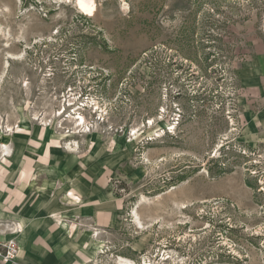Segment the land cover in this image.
Wrapping results in <instances>:
<instances>
[{
    "label": "rangeland",
    "instance_id": "1",
    "mask_svg": "<svg viewBox=\"0 0 264 264\" xmlns=\"http://www.w3.org/2000/svg\"><path fill=\"white\" fill-rule=\"evenodd\" d=\"M25 121L108 170L92 264H264V0H0V137Z\"/></svg>",
    "mask_w": 264,
    "mask_h": 264
},
{
    "label": "crops",
    "instance_id": "2",
    "mask_svg": "<svg viewBox=\"0 0 264 264\" xmlns=\"http://www.w3.org/2000/svg\"><path fill=\"white\" fill-rule=\"evenodd\" d=\"M59 139L52 128L27 121L0 137V219L22 228L15 234L18 264H92L99 238L91 229L108 228L119 214L96 149L81 159ZM1 143L13 153L2 154ZM78 216L88 224L83 231L72 220Z\"/></svg>",
    "mask_w": 264,
    "mask_h": 264
},
{
    "label": "built area",
    "instance_id": "3",
    "mask_svg": "<svg viewBox=\"0 0 264 264\" xmlns=\"http://www.w3.org/2000/svg\"><path fill=\"white\" fill-rule=\"evenodd\" d=\"M21 230L22 228L18 223L7 219H0V260L11 264H18L17 258L20 254V245L15 234L21 232Z\"/></svg>",
    "mask_w": 264,
    "mask_h": 264
},
{
    "label": "bare ground",
    "instance_id": "4",
    "mask_svg": "<svg viewBox=\"0 0 264 264\" xmlns=\"http://www.w3.org/2000/svg\"><path fill=\"white\" fill-rule=\"evenodd\" d=\"M77 5L84 10L93 11L96 7V0H77ZM85 120H86L85 116L80 113L79 116L77 117V121H79V125L84 124ZM135 216L137 218L138 223L142 225V221L140 220V217H139V214L137 213V211L135 212ZM120 261L121 262L125 261V262L130 263L128 260L122 259V258L120 259ZM125 262H123V263H125Z\"/></svg>",
    "mask_w": 264,
    "mask_h": 264
}]
</instances>
